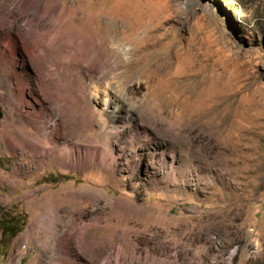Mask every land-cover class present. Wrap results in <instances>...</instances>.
Masks as SVG:
<instances>
[{"label": "rangeland", "instance_id": "1", "mask_svg": "<svg viewBox=\"0 0 264 264\" xmlns=\"http://www.w3.org/2000/svg\"><path fill=\"white\" fill-rule=\"evenodd\" d=\"M28 4L57 16L20 15L14 0H0V30L20 29L30 48L41 37L59 79H44L54 93L39 87L46 58L25 55L43 99L31 101L45 107L38 124L17 114L0 85V219L21 227L11 241L0 231V264H51L37 257L55 223L46 207L65 201L74 203L70 219L102 222L81 252L76 233L69 238L80 264L114 257L124 237L120 264H264V0ZM108 9L120 12L115 24ZM108 36L122 38L116 57ZM95 52L97 97L78 67L94 66ZM5 74L0 61L6 82ZM67 147L81 170L65 164ZM92 154L112 167L88 165ZM57 217L63 229L65 214ZM90 235L112 241L91 245Z\"/></svg>", "mask_w": 264, "mask_h": 264}, {"label": "bare ground", "instance_id": "2", "mask_svg": "<svg viewBox=\"0 0 264 264\" xmlns=\"http://www.w3.org/2000/svg\"><path fill=\"white\" fill-rule=\"evenodd\" d=\"M28 1L29 0H14V5L19 9L20 15H23L26 12H28L29 10L34 9L36 12H38L40 14V17H42V18L46 15H49V18H51L53 20L57 16L56 10L48 12L42 4H40V5L38 4L37 6L31 7V6H29ZM104 13L107 14V18L110 19L109 24L112 25V24H115V21H117V16L120 12L117 10L114 11V10L108 9ZM99 14H100V12H99ZM57 22H60V20ZM30 26H32V24ZM4 28H2L0 30V61H1L2 65L5 66V68H6V74H5L6 82L4 80H0V85H1L2 89L4 90V98L7 102L8 101L12 102V103L11 102L10 103L14 106V108H16L17 114H22L24 116L25 120H28L31 123L34 122V123L38 124L39 121H37V120L38 119L41 120V118L43 117L42 115L45 112V107L42 106L40 109H36L35 106L33 105V102L31 101V99H32L34 102L38 103L39 101H41L43 99L38 97L39 95L37 94V90H36L37 88H36V85L34 84L35 81L33 82L28 71L26 70L28 58L26 59L25 55H27V57L33 58L35 61H37V59H38L37 54H39V56H43L46 58L48 56V54L44 50L45 47L43 48V46H42L43 45V41H42L43 39L41 37H39L38 35H35L34 36L35 39L33 38L32 41L30 42L31 43V48H30V46L26 45V42L24 40L25 37L23 35L21 36L20 33H22V32H20V33L17 32L18 30L20 31V29H18L17 31H14V30L4 29ZM115 30H116V33H118L120 35H122V33H124L123 28H121V27L120 28L116 27ZM108 38H109V36H108ZM114 38H109V40L111 41V43L113 42L117 45L116 50H114L115 57H116L117 53L120 54L122 38H120V37H116L115 39ZM9 42L13 43L12 45H14V48L10 47L11 45L9 46ZM132 49H134V48H132ZM17 52H22L23 55H21V58L18 57ZM87 52H88V49L85 50V53H87ZM49 59L46 58V63H45V68H44L45 71L43 73L44 75L41 73L43 70L42 71L40 70L41 72L38 73L39 75H38L36 83L39 87H41L43 89L44 88L47 89L46 87H50L49 92L54 93V91H53L54 87H51L49 85L44 84L45 78L48 81L53 82V83L59 79V78H57V77H59L58 66L56 64L57 61L55 63V61H52V58L50 60ZM92 59H93L94 66L92 65L89 68L84 67V66L81 67L79 65L80 64L79 63L78 67H79V69H80V71L83 74L85 79L88 80L90 76H93L90 79V88L93 91L94 97H97V95L99 94V90H98V83L99 82L95 78V74L97 71L95 70L94 67L98 68V66L101 63L97 52L94 53V56ZM85 60H88L87 55L85 57ZM37 63H38V61H37ZM65 63L71 69V71L73 69H75V67L73 68L74 65H73L72 58H67V61H65ZM53 83H51V84H53ZM6 88H8L9 92L7 91ZM139 88H141V85L139 86ZM36 94L38 96H36ZM27 96H29L30 99H27ZM109 101H110V99H109ZM35 116H38V117H36L37 120L34 121ZM67 148L64 149V151L68 154L67 155L68 157L66 156L67 158L64 160L65 164L70 165L72 167L75 166L79 170H81L83 168V163L81 161L77 162L76 159H73L74 157L71 158L72 153H74L73 151L77 152L78 150H76L75 147H70L68 149ZM77 154H79V153H77ZM99 159H100V162L104 166H107L108 168L112 167V163H113L112 159H111L110 163L107 162L108 159L105 160L104 157L99 158ZM99 159L94 154H92L90 159H88L89 161L87 163H88V165H91V163H93L96 160L99 161ZM72 195H73V198L74 197L76 198L78 193L77 192L72 193L69 197H71ZM89 196H91V195L90 194L87 195V197H89ZM64 203H66V205H63ZM73 204L74 203H71L70 201H65L63 203L61 202V204L58 206L46 207L48 205L47 204V205L42 207V208H45V207L48 208L47 211H50V213H52V216H54V218H55V223L53 224L52 227L49 228L51 230L52 234H50L48 237L46 249L42 250L41 252H39L37 254V257L40 260H42L43 258H48V261L51 264H80L77 261L75 255L72 254V248L70 246L69 238L73 237V235H75V233H76L75 242L78 245L77 246L78 251L81 252V250H83V248H80V247H84V244H86L85 239L87 236V231L91 230L93 227H97V228L102 227V222H101V219L99 217H94L92 219V221H90L88 223L85 221L76 222V220H73V218L70 219V213L71 212H69V210L72 209L71 206ZM117 208H119V201L117 203H115V209H117ZM99 209H101V208H99ZM99 209L97 208L94 212L98 211ZM59 213H64L65 214L64 219L67 221V224L65 223V225L63 226V229H61L62 228L61 224L58 223V217L57 216ZM134 213H135V210H133V209L128 210L127 211V217H132ZM42 217H46V216H42ZM42 221H45V220H41L40 222L42 223ZM132 230H133L132 228H129L127 226L122 227V231L124 233H127V234L130 233V231H132ZM37 235H38V232H37ZM110 237H112V236H110ZM101 241H105V243L106 242L110 243L112 241V238L110 240H107L106 238L96 239L93 235H90V237L87 239V242L89 244L91 243V245L97 244ZM125 243H126V238L124 237V238L120 239L118 242H116L115 244H113L112 248L115 252V256L113 257L112 254L106 255L103 259L102 264H111L112 261H114V264H120L121 256L125 257V253H126L125 245H124ZM87 248H88V246H87Z\"/></svg>", "mask_w": 264, "mask_h": 264}, {"label": "trees", "instance_id": "3", "mask_svg": "<svg viewBox=\"0 0 264 264\" xmlns=\"http://www.w3.org/2000/svg\"><path fill=\"white\" fill-rule=\"evenodd\" d=\"M21 227L14 222V219H0V231L3 238H8L9 241L13 240L19 233Z\"/></svg>", "mask_w": 264, "mask_h": 264}]
</instances>
